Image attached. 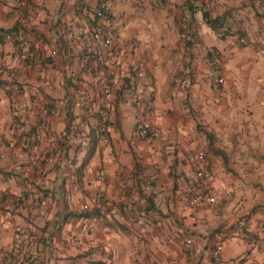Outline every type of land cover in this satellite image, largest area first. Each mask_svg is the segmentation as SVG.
<instances>
[{
	"label": "crops",
	"instance_id": "crops-1",
	"mask_svg": "<svg viewBox=\"0 0 264 264\" xmlns=\"http://www.w3.org/2000/svg\"><path fill=\"white\" fill-rule=\"evenodd\" d=\"M193 2L1 0L0 264H213L217 242L226 264L264 257V0ZM202 5L229 26L225 36H215ZM89 41L104 66L145 70L141 94L158 137H138L139 109L117 97L99 117V79L80 59ZM41 102L55 114L22 146L18 126L37 124ZM197 152L215 200L189 207L175 175L193 171ZM121 190L135 201L123 207ZM96 203L106 210L100 221ZM25 234L34 241L22 256L13 246Z\"/></svg>",
	"mask_w": 264,
	"mask_h": 264
},
{
	"label": "built area",
	"instance_id": "built-area-1",
	"mask_svg": "<svg viewBox=\"0 0 264 264\" xmlns=\"http://www.w3.org/2000/svg\"><path fill=\"white\" fill-rule=\"evenodd\" d=\"M194 0H188L193 5ZM1 4V0H0ZM104 9L107 6H103ZM28 10L29 7L27 8ZM197 9L202 12H206V6H199ZM31 19V16H28ZM205 22L211 27L213 33L217 37H223L229 32V26L220 21L211 22L208 14L204 16ZM93 30L98 31L97 26H93ZM12 36L10 33H5L4 38L10 39ZM260 42H264V39L261 38ZM25 42L21 39L18 40V46H24ZM117 49H114L113 52L117 53ZM218 51L216 49L210 50L209 62H214L217 58ZM29 55L31 53L29 52ZM81 62L84 64L85 68L94 73L99 79V106L97 113L100 118H104L108 113L109 109L112 107V101L115 97L120 99L125 105L134 106L139 109V113L136 117V129L135 133L138 137L141 138H155L160 134V129L154 118V108L141 94V87L146 79V72L142 66L137 64H130L125 69H120L114 65L104 66L103 57L99 52L98 48L92 44L90 41L85 43V50L80 56ZM213 84L217 87L220 84V79L217 76L212 78ZM120 90V93L115 91ZM38 108L41 113V118L37 124L33 127H27L24 124L18 126V131L20 133V145L22 146H31L35 141L39 139L41 134L48 128L51 117L55 114L54 106H47L46 103L41 102L38 104ZM145 118H148V121H145ZM81 123L76 122L72 125V128L79 131ZM102 129V127H101ZM195 165L192 172L186 171H176L175 179L177 182L176 188V197L179 201L189 207L198 206L202 204H209L215 200V192L212 186L209 183V168L207 165V160L205 159L203 153L197 152L194 154ZM46 160H51L52 156L45 157ZM63 163L68 167L73 166V162L70 159H65ZM100 176V175H98ZM72 179H76L77 174L73 169L70 173ZM143 187L145 189L149 188V183L144 182ZM91 197L94 201H100L101 194L98 191L91 193ZM118 202L122 206H127L132 204L135 201V197L132 193L127 192L126 190H121L118 193ZM97 204V203H96ZM97 220H103L106 215V210L103 205L97 204ZM87 204L81 203L78 205L79 210L86 209ZM90 228V224L88 225ZM261 229L264 230V222L260 225ZM23 245L16 243L13 246L14 251L24 256L27 252V246L29 243L34 241V237L29 234L24 235ZM182 242L185 246L189 248L191 244L190 237H184ZM221 249L220 242L215 243L211 248V255L214 258L213 264H226L219 257ZM264 250V244L262 245ZM188 254H191L190 249H188ZM255 264H264V257L256 262Z\"/></svg>",
	"mask_w": 264,
	"mask_h": 264
},
{
	"label": "trees",
	"instance_id": "trees-1",
	"mask_svg": "<svg viewBox=\"0 0 264 264\" xmlns=\"http://www.w3.org/2000/svg\"><path fill=\"white\" fill-rule=\"evenodd\" d=\"M206 12H203V14L204 15H206L205 14ZM214 20V18L213 19H211V21H210V23L212 22ZM8 30V29H7ZM4 31H6V30H4ZM90 142L92 141V139L91 140H89ZM89 142V143H90ZM91 147V146H90ZM89 151H90V148H88L86 151H85V153H84V157H83V159H82V161L80 162V164L77 166V170L79 171V169L83 166V164H84V159L87 157V155L89 154ZM64 164V163H63ZM64 167L65 168H68L65 164H64Z\"/></svg>",
	"mask_w": 264,
	"mask_h": 264
},
{
	"label": "rangeland",
	"instance_id": "rangeland-1",
	"mask_svg": "<svg viewBox=\"0 0 264 264\" xmlns=\"http://www.w3.org/2000/svg\"><path fill=\"white\" fill-rule=\"evenodd\" d=\"M182 27H183V28H185V27H186V26H185V22H184V23H182Z\"/></svg>",
	"mask_w": 264,
	"mask_h": 264
}]
</instances>
